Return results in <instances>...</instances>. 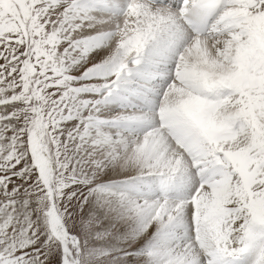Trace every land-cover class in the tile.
I'll return each mask as SVG.
<instances>
[{"label":"snow or ice","instance_id":"snow-or-ice-1","mask_svg":"<svg viewBox=\"0 0 264 264\" xmlns=\"http://www.w3.org/2000/svg\"><path fill=\"white\" fill-rule=\"evenodd\" d=\"M0 264H264V0H0Z\"/></svg>","mask_w":264,"mask_h":264}]
</instances>
